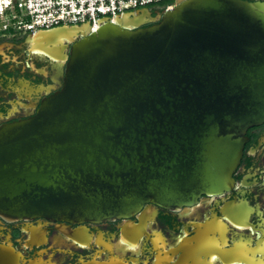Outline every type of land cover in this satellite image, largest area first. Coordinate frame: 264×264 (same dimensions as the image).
<instances>
[{
    "label": "water",
    "instance_id": "obj_1",
    "mask_svg": "<svg viewBox=\"0 0 264 264\" xmlns=\"http://www.w3.org/2000/svg\"><path fill=\"white\" fill-rule=\"evenodd\" d=\"M115 16L32 33L50 54L71 41V57L34 116L0 127L1 215L130 218L233 185L247 130L264 122V1ZM0 264H15L4 248Z\"/></svg>",
    "mask_w": 264,
    "mask_h": 264
},
{
    "label": "flooded vegetation",
    "instance_id": "obj_2",
    "mask_svg": "<svg viewBox=\"0 0 264 264\" xmlns=\"http://www.w3.org/2000/svg\"><path fill=\"white\" fill-rule=\"evenodd\" d=\"M66 44L62 55L50 54L29 32L0 31V127L34 116L62 87V59H70L73 43ZM246 135L227 190L82 224L0 214V251L15 264H264V122Z\"/></svg>",
    "mask_w": 264,
    "mask_h": 264
},
{
    "label": "built area",
    "instance_id": "obj_3",
    "mask_svg": "<svg viewBox=\"0 0 264 264\" xmlns=\"http://www.w3.org/2000/svg\"><path fill=\"white\" fill-rule=\"evenodd\" d=\"M175 0H0V31L35 33L63 24L92 19L93 29L103 18L148 7L172 8Z\"/></svg>",
    "mask_w": 264,
    "mask_h": 264
},
{
    "label": "trees",
    "instance_id": "obj_4",
    "mask_svg": "<svg viewBox=\"0 0 264 264\" xmlns=\"http://www.w3.org/2000/svg\"><path fill=\"white\" fill-rule=\"evenodd\" d=\"M162 11H163V9H162Z\"/></svg>",
    "mask_w": 264,
    "mask_h": 264
}]
</instances>
